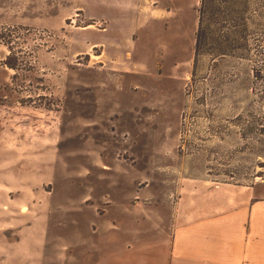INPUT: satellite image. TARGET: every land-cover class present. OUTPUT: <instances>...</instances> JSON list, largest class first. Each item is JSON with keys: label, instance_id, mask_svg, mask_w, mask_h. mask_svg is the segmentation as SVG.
Returning <instances> with one entry per match:
<instances>
[{"label": "rangeland", "instance_id": "374dc122", "mask_svg": "<svg viewBox=\"0 0 264 264\" xmlns=\"http://www.w3.org/2000/svg\"><path fill=\"white\" fill-rule=\"evenodd\" d=\"M0 0V264L112 249L264 200V0Z\"/></svg>", "mask_w": 264, "mask_h": 264}, {"label": "crops", "instance_id": "0c3cea01", "mask_svg": "<svg viewBox=\"0 0 264 264\" xmlns=\"http://www.w3.org/2000/svg\"><path fill=\"white\" fill-rule=\"evenodd\" d=\"M95 264H264V200L238 202L169 239L112 249Z\"/></svg>", "mask_w": 264, "mask_h": 264}, {"label": "trees", "instance_id": "16d2710c", "mask_svg": "<svg viewBox=\"0 0 264 264\" xmlns=\"http://www.w3.org/2000/svg\"><path fill=\"white\" fill-rule=\"evenodd\" d=\"M215 0H201V5L199 9V25L196 33V42H195V60L199 56L200 48L203 44V38H205V34L202 29V22H203V15L204 13H207L208 16H211L215 12V6H214Z\"/></svg>", "mask_w": 264, "mask_h": 264}]
</instances>
